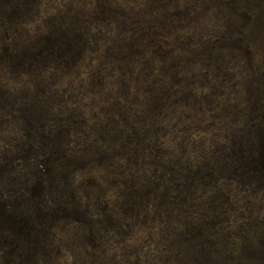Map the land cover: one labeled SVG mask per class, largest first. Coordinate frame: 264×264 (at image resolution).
<instances>
[{
	"label": "trees",
	"instance_id": "16d2710c",
	"mask_svg": "<svg viewBox=\"0 0 264 264\" xmlns=\"http://www.w3.org/2000/svg\"><path fill=\"white\" fill-rule=\"evenodd\" d=\"M39 2L0 0V264H60L66 242L76 264H264V200L237 194L264 199V69L242 30L196 40L194 0H80L31 34ZM231 53L260 71L246 94L217 90ZM72 74L103 95L102 131L82 99L50 102Z\"/></svg>",
	"mask_w": 264,
	"mask_h": 264
},
{
	"label": "rangeland",
	"instance_id": "374dc122",
	"mask_svg": "<svg viewBox=\"0 0 264 264\" xmlns=\"http://www.w3.org/2000/svg\"><path fill=\"white\" fill-rule=\"evenodd\" d=\"M194 1L197 5L193 7L195 9V25H193L192 27H194L196 30V40H200V38L203 39V37L205 36H212V34L214 35L215 33H228V31L232 32L236 30H242L252 49L256 52V58L260 61L261 68L264 69V0H229L230 2L228 3L223 0ZM79 3L80 0H40V2L38 3V11L32 14L31 19L25 28L30 29L31 34H34L39 29H46L51 22L56 23L57 25V23H59L58 20L61 19V17H63V15L68 11V6L70 4L78 5ZM241 10L248 12L250 15H248V17H245L244 15H242ZM204 45L205 50L200 52L198 55L194 53H192L191 55L193 58L195 57L196 59H199V62H196V68H198V64L202 65L205 60L207 61V55L205 54V52L207 54L213 53L212 48H210L212 46L211 41H205ZM201 48L202 47L200 46V49ZM216 55L219 56V53L216 52ZM239 57L242 59V61L240 62L237 60L234 53L223 56V59H229L230 63L235 65L234 72L237 73V76L233 81L228 82L229 76L225 74L224 78H222L221 80H225L230 84L238 80L239 83L234 86L230 84H220V86H218L217 88L218 91L225 90L227 92H232L235 89L239 91L240 94H246L247 89L250 85V80L256 77L258 72H260L258 71L256 73H253L250 66L246 62H243L245 61V59L242 56ZM140 67L141 69L144 68L143 65H141ZM193 68L196 69L195 67ZM82 71L83 70H80V72ZM193 71L196 72V76L193 78H188V83H193V87H196L201 91H204L206 93L210 92L211 89L209 85H212L213 83L207 82V78L203 74L204 70L202 72L201 70ZM142 76H144V71L142 73ZM84 77L85 76L83 74H81L79 78L75 74L68 76L67 81H70L71 79L75 80L73 86H67L68 89L66 91H61L60 89V91H54L55 93L51 96L50 102H55L54 105H58L60 109L65 108L66 106L72 109H77L81 107L79 101L82 99V103L84 104V116L86 117L88 124L92 125L94 123H97L96 129L100 132L102 131V125L107 122V120L103 118L101 120L104 121L98 120L102 107L100 98L103 95H90L87 92L88 86L79 87L81 80H86ZM210 79L212 80V78L209 76L208 80ZM262 82L263 81L261 80L258 83L260 84V87L262 86ZM215 84H217V82ZM19 86L20 84H17V87ZM30 89L31 91H33V87H31ZM115 90L116 89H114L113 92H115ZM19 91L22 95L24 89L21 87ZM256 91L257 88L254 89V92ZM85 94H88V96L84 98ZM35 96V108L36 110H39L46 104L45 98L42 95L35 94ZM73 101L77 102L72 104ZM112 101L113 99L111 100V102ZM197 105L205 107L208 105V103L205 101H200V103ZM65 122L67 127L76 129L83 128V126H80L77 122L73 123L72 119L64 120L63 123ZM108 124L112 125L111 123ZM89 131H91L90 128ZM93 131L96 132V130ZM144 131H142V133H144ZM160 131L161 135L163 130ZM96 134H98V132H96ZM256 192L257 191H237V194L241 199L240 205L243 206L244 204L245 207H248L249 205L250 208L254 206L252 209H256L257 206H259L264 200L260 197L259 199H254L253 195ZM262 212H264V210H262ZM64 244H66V247L62 249L61 257L59 256L60 258L58 262L60 264H76V256L74 254L75 247L69 242H66Z\"/></svg>",
	"mask_w": 264,
	"mask_h": 264
}]
</instances>
